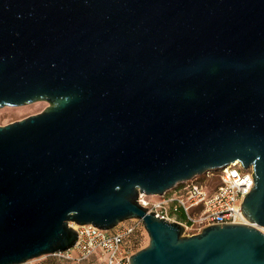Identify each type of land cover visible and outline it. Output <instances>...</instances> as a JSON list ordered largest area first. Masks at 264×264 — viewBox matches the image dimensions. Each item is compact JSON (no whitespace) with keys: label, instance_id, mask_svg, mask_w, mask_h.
Returning a JSON list of instances; mask_svg holds the SVG:
<instances>
[{"label":"water","instance_id":"95a60500","mask_svg":"<svg viewBox=\"0 0 264 264\" xmlns=\"http://www.w3.org/2000/svg\"><path fill=\"white\" fill-rule=\"evenodd\" d=\"M0 264L142 220L130 264H264V0H0ZM239 162L246 224L198 234L139 204Z\"/></svg>","mask_w":264,"mask_h":264},{"label":"built area","instance_id":"2783aa9c","mask_svg":"<svg viewBox=\"0 0 264 264\" xmlns=\"http://www.w3.org/2000/svg\"><path fill=\"white\" fill-rule=\"evenodd\" d=\"M253 173L252 167L245 169L236 162L223 170L208 171L180 183L158 199L140 193L138 202L148 208V213L155 212L159 218L183 224L188 235L198 234L212 225L246 224L241 207L255 186ZM179 213L185 215L186 221L177 219ZM73 226L78 232L75 247L52 256L77 262L98 257L102 264H130L142 232L146 233L142 220L138 219L123 222L111 231L94 225Z\"/></svg>","mask_w":264,"mask_h":264},{"label":"rangeland","instance_id":"374dc122","mask_svg":"<svg viewBox=\"0 0 264 264\" xmlns=\"http://www.w3.org/2000/svg\"><path fill=\"white\" fill-rule=\"evenodd\" d=\"M49 106L48 102L40 101L30 105L21 107H4L0 109V126L8 125L18 120H22L31 115L41 113ZM159 196H154L153 199H158ZM149 244V236L147 232H142L141 242L138 250L146 247ZM137 250V251H138ZM52 255H47L38 259L31 260L25 264H45ZM58 264H102V261L98 257L90 258L87 261L77 262L68 259H59Z\"/></svg>","mask_w":264,"mask_h":264},{"label":"trees","instance_id":"16d2710c","mask_svg":"<svg viewBox=\"0 0 264 264\" xmlns=\"http://www.w3.org/2000/svg\"><path fill=\"white\" fill-rule=\"evenodd\" d=\"M177 219H178L179 221H181V222L186 221V217H185V215L182 214V213H179V214H178ZM59 259H61V258H59V257H55V256H51V258H49V259L47 260V262H45V264H58V263H59Z\"/></svg>","mask_w":264,"mask_h":264}]
</instances>
